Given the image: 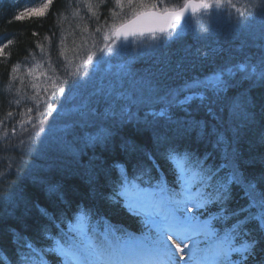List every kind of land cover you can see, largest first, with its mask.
<instances>
[{
    "label": "snow or ice",
    "instance_id": "obj_1",
    "mask_svg": "<svg viewBox=\"0 0 264 264\" xmlns=\"http://www.w3.org/2000/svg\"><path fill=\"white\" fill-rule=\"evenodd\" d=\"M52 3L53 0H45L39 10L26 8L14 14L13 19L45 15ZM77 4H83L90 14L89 19H95V26L91 31L87 24L80 29V43L72 41L73 56L67 55L64 37L59 41L53 75L44 69V62L51 65L53 61L43 45L38 47L45 53L46 61L36 60L33 55V66L27 69L34 80L39 79L37 70H40L39 76L46 78L30 84L36 89V94L28 97L34 105L26 107L22 113L27 122L32 123L34 118L29 114L36 109L37 117L41 118L38 132L45 131L44 118L51 117L54 112L58 117H67L63 132L69 128H87L90 121L98 117L119 120L121 125L130 123L133 119L131 108L143 102L145 91L150 100L162 105L158 111L145 113V123L148 117L170 122L172 109L190 107L195 101L206 105L211 115L213 102L226 99V93L237 84L247 82L249 88L257 83L264 85V54L256 61L248 58L240 63L224 64L203 78L193 77L163 94L151 81L129 82L126 65L113 63L130 52L134 43L156 46L158 42L176 39L188 27L202 22L212 10L217 14L254 19V10L264 13V0H250L240 7L233 0H111L103 22L100 8L109 4V0H77ZM74 15H79L78 8ZM11 43L13 41L8 40V44ZM57 67L62 75L57 73ZM100 73L110 78L107 86L102 81L99 86L95 83ZM90 86L94 89L91 96L100 97L107 105L103 113L93 107L90 100L84 99V92ZM41 87L43 97L40 96ZM13 102L21 104L19 99ZM232 107L233 114H238L246 125L255 126V104L246 94L243 103L234 102ZM261 111L264 112V105ZM13 115L9 111L5 119ZM136 122L140 123L139 118ZM19 123L23 127L25 121ZM193 123L203 135L208 134L206 125L199 121ZM32 126L36 127L34 123ZM48 130L51 131V126ZM15 131L13 126L12 132ZM3 136L7 137L8 131ZM111 136L110 129L102 126L94 134L85 133L81 139L85 146H96L106 144ZM155 140L159 145L169 144L167 133H155ZM258 143L264 145V118L258 130ZM60 146L76 155L70 143L60 141ZM215 146L223 151L224 163L219 166L209 165L207 155L201 157L171 145L164 148L159 160L168 165L178 188L169 185L161 163L151 153H145L146 161H137L131 174L124 165H115L119 176L109 199L131 212L147 216L151 227L141 238L128 236L104 224L91 209L80 207L71 217H55L41 209L47 224L38 229L36 239L17 235L14 257L0 256V264H53L48 259L50 256L56 257L55 264H180V261L183 264H264V172L257 177L246 175L240 168V154L227 136L217 133ZM234 187L241 190L245 201L239 207H231ZM10 199L9 193L0 190V200ZM173 236L180 243L173 240Z\"/></svg>",
    "mask_w": 264,
    "mask_h": 264
},
{
    "label": "trees",
    "instance_id": "obj_2",
    "mask_svg": "<svg viewBox=\"0 0 264 264\" xmlns=\"http://www.w3.org/2000/svg\"><path fill=\"white\" fill-rule=\"evenodd\" d=\"M44 2L0 0V48H3V53H0V120L3 121L0 124V190L11 195L10 200H0V256L14 257L17 235L36 239L38 229L47 224L41 209L55 217H71L72 213L83 207L91 209L95 217L102 221L109 219L113 224L140 228L139 218L129 215L123 205L114 204L109 199L119 176L115 165H124L131 174L137 161H146L145 153H151L161 163L169 185L178 188L168 165L159 160L160 154L169 145L201 157L207 155L209 165L219 166L224 163L222 149L215 146L216 134L219 133L231 139L240 154V168L246 175L257 177L264 172V145L258 143V130L264 118L261 111L264 85L259 83L249 88V84L244 82L229 89L226 99L213 102L211 115L206 105L195 101L190 107L172 109L170 122L159 117L155 120L148 117L145 123L149 98L145 91L143 102L131 108L133 119L130 123L121 125L119 120L98 117L90 121L87 128H69L63 132L61 129L67 117H58L54 112L51 117L44 118L45 131L38 132L41 118L37 117L36 109L33 108L29 114L34 118L32 123H28L22 115L26 107L34 105L28 97L36 94V89L30 84L46 79L39 76L40 70L36 73L38 80L28 75L27 69L33 66V55L36 60L44 62L47 59L45 53L49 54L53 64L44 62V69L53 75L60 39L66 37L67 55L71 58L73 39L80 43V29L87 24L91 31L95 26V19H89L90 14L83 4H77V0H53L45 15L13 19L14 14L26 8L39 10ZM110 4L111 0L100 8L101 22L108 15ZM77 8L79 15H74ZM249 21L255 22L253 26L257 29L252 25L232 30L228 28L224 35H217L195 23L176 39L149 46L151 50L145 64L151 67L150 71L159 73H156L159 83L168 81L171 85L169 89H176L186 80L203 78L224 64L240 63L248 58L256 61L264 54V13ZM261 29L263 32L258 33ZM8 40L13 43L8 44ZM38 45L44 46L45 53L40 51ZM216 45L218 49L214 47ZM83 54L82 51L81 57ZM56 70L58 74H63L58 67ZM245 94L255 104V126L246 125L238 114H233V103H243ZM40 96H44L43 87L40 88ZM16 99L21 100L20 105L13 102ZM160 106L156 104L157 108ZM40 107L42 110L43 105ZM9 111L14 115L5 119ZM136 118H139V124ZM22 120L25 121L23 127L19 123ZM194 121L206 125L208 134L203 135L194 126ZM33 123L36 127L32 126ZM13 126L15 133L12 132ZM49 126L51 131L48 130ZM102 126H107L112 132L107 143L85 146L81 137L85 133L94 134ZM5 131H8L7 137L3 136ZM157 132L167 133L168 145L156 143ZM60 141L70 143L76 155L64 151ZM50 188L56 191H49ZM244 203L241 190L234 187L231 207ZM48 259L55 264V256Z\"/></svg>",
    "mask_w": 264,
    "mask_h": 264
},
{
    "label": "rangeland",
    "instance_id": "obj_3",
    "mask_svg": "<svg viewBox=\"0 0 264 264\" xmlns=\"http://www.w3.org/2000/svg\"><path fill=\"white\" fill-rule=\"evenodd\" d=\"M233 3H235L238 7L243 6L244 4H248L250 3V0H233ZM213 13L210 14V22L208 23V25L212 28H218V29H223L225 26H227L231 21L237 20V21H245V18H241V17H237L235 14H233L232 16H229L227 14H217L214 10H212ZM255 11V17H257L258 15H262L263 13H259V9L254 10ZM250 18V17H249ZM145 46H137L135 43L132 46V49L130 52L122 55L121 57L115 59L113 61L114 64H127L128 59H132L131 57L133 56H138L140 55V52L143 50ZM138 67H135L134 69L131 68V66L129 65V67H126V71L128 73H130L128 79L129 82L131 81H136V82H148L151 81L152 84L154 86H156L161 93H164V90L162 89H166L168 90L170 88V83L167 81V83H159V79H157V77H155V79H153L152 81V77L150 78H145L143 77L141 70L137 69ZM113 71H115V69H113ZM91 72V70H90ZM109 79L110 78H106L104 73H100L98 75H96L95 77V83L97 84V86L100 85L101 81L103 82V84L105 86H107V84L109 83ZM68 87H66L67 90ZM94 91V89L90 86L85 92H84V99L85 101L90 100L91 104L93 107L97 108L99 111H105L107 105L105 104V102L98 96L93 97L91 96V93ZM67 94V91H66ZM189 215H191V213H188ZM144 217L146 218V220H148L147 216L144 215ZM173 240H176L177 243H180L179 240H177V238L175 236H173ZM169 243H171V241H169ZM191 245L189 244V247ZM181 247H184L183 244H181ZM185 252H187V249H185ZM179 253H177L178 255Z\"/></svg>",
    "mask_w": 264,
    "mask_h": 264
}]
</instances>
